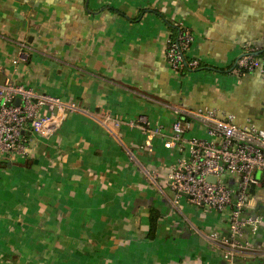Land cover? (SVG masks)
<instances>
[{
  "label": "crops",
  "instance_id": "crops-1",
  "mask_svg": "<svg viewBox=\"0 0 264 264\" xmlns=\"http://www.w3.org/2000/svg\"><path fill=\"white\" fill-rule=\"evenodd\" d=\"M168 21L192 33L189 54L206 70L170 67ZM263 38L264 0H0V85L79 105L50 141L26 134L27 158L0 160V264H227L209 238L229 233L226 216L168 185L181 154L162 138L146 147L140 129L113 122L144 117L169 134L178 109L207 107L264 128L261 73L229 72ZM205 133L191 122L187 136ZM257 177L250 214L261 222L238 264H264Z\"/></svg>",
  "mask_w": 264,
  "mask_h": 264
},
{
  "label": "built area",
  "instance_id": "built-area-1",
  "mask_svg": "<svg viewBox=\"0 0 264 264\" xmlns=\"http://www.w3.org/2000/svg\"><path fill=\"white\" fill-rule=\"evenodd\" d=\"M179 25L183 30L167 40V61L175 72L190 69V74L199 67L200 60L189 54L194 36ZM255 71L264 81V38L260 47L246 46L229 72L242 76ZM78 110L74 101L39 94L9 80L0 85V160L27 158V133L50 141L68 116ZM178 111L181 116L169 134L161 126L150 127L144 117L139 123L114 121L113 126L138 128L146 135V147L151 148L155 139L162 138L166 149L181 154L168 174L169 187L195 208L226 216L229 233L215 231L209 238L222 248L221 256L227 264H238L241 249L251 244L245 235H256L261 222L250 210L261 200L252 190L261 185L258 172L264 174V128L240 126L233 116L222 117L207 107ZM191 122L203 126L205 137L187 136Z\"/></svg>",
  "mask_w": 264,
  "mask_h": 264
},
{
  "label": "trees",
  "instance_id": "trees-1",
  "mask_svg": "<svg viewBox=\"0 0 264 264\" xmlns=\"http://www.w3.org/2000/svg\"><path fill=\"white\" fill-rule=\"evenodd\" d=\"M168 25H169V28L171 29V32H172V34H171L172 38H176L178 36L179 32L181 30H183V28L180 27V25L178 23L168 21ZM206 69H207L206 65H204L202 62H200L199 67L194 72H197L200 70H206ZM211 70H215V71H219V72L223 71V70H217L215 68H212ZM189 71H190V69H184L180 72V74L185 76L188 74ZM229 71H230V68H229ZM1 166L6 167L7 164H1ZM160 216H161L160 213L155 208L152 207L150 210V222H151L150 237L151 238H154V236H155V233L157 230V225H158V219L160 218Z\"/></svg>",
  "mask_w": 264,
  "mask_h": 264
},
{
  "label": "water",
  "instance_id": "water-1",
  "mask_svg": "<svg viewBox=\"0 0 264 264\" xmlns=\"http://www.w3.org/2000/svg\"><path fill=\"white\" fill-rule=\"evenodd\" d=\"M19 103H20V100L18 99V100H17V102H16V104H17V105H19ZM259 173H260V172H259ZM209 181H212V182H214V181H215V179H214V178H209Z\"/></svg>",
  "mask_w": 264,
  "mask_h": 264
}]
</instances>
